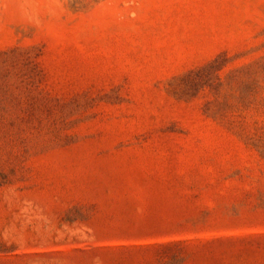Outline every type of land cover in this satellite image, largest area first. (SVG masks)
<instances>
[{"label":"rangeland","instance_id":"1","mask_svg":"<svg viewBox=\"0 0 264 264\" xmlns=\"http://www.w3.org/2000/svg\"><path fill=\"white\" fill-rule=\"evenodd\" d=\"M0 264H264V0H0Z\"/></svg>","mask_w":264,"mask_h":264}]
</instances>
